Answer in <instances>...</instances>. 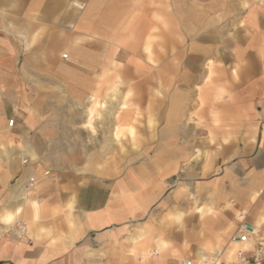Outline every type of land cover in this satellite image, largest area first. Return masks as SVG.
<instances>
[{"label":"crops","instance_id":"crops-1","mask_svg":"<svg viewBox=\"0 0 264 264\" xmlns=\"http://www.w3.org/2000/svg\"><path fill=\"white\" fill-rule=\"evenodd\" d=\"M78 1L85 5L81 10L70 5L72 0H0V133L9 130L16 149L22 150L21 158L13 160L0 150V264H179L183 258L193 264L205 259L220 264L232 260L234 253L230 259L226 253L231 247L233 230L228 218L233 211L224 203L215 208L216 217L208 219L202 234L195 217L189 220V229L163 232L160 237L167 248L158 256L153 253L158 237L141 230L153 227L147 216L166 193L167 180L183 175L185 162L192 163L191 172L199 177L194 155L162 152L145 156L142 164L123 167L100 153L103 140L91 137L87 129L90 137L83 142L92 143L87 153L69 144L61 154L57 142L77 140L73 135L56 138L54 122L60 115L75 119L86 115L92 96L103 100L105 84L111 81L103 75L105 45L113 47L117 42L119 51L135 52L144 45L151 56V40L146 38L154 34L151 29L157 24L167 48L165 37L174 35L175 50L182 53L190 43L184 46L185 36L200 34L202 39L194 40L200 58L191 75L184 74V57L180 60L184 69L176 74L153 75L151 64L144 62L149 73L129 77V103L121 112L122 124L132 125L138 114L158 116L155 129L165 132L161 142L178 146L183 145L179 142H200L180 138L179 132L205 130L196 117L206 116L207 130L217 136L208 141L222 142V149L219 156L209 157L205 173L221 172L219 178L231 180V166L219 164L238 159L242 174L252 163L254 186L245 193V186H240L234 208L264 228V0ZM120 17L131 20V26H111ZM220 30L222 41L215 38ZM64 51L66 59L61 57ZM208 60L213 62V76L207 84V103L200 108L194 90L198 85L206 87L203 68ZM171 64L161 58L159 70ZM184 96V104L171 105V99ZM62 99L65 104L58 107L55 100ZM10 119L12 128L7 126ZM71 127L63 131L73 133ZM81 130L85 131L83 124ZM141 130L151 127L144 122ZM23 160L27 163L22 164ZM30 175L35 178L33 189L20 202L13 201ZM17 222L23 226L20 236L12 230Z\"/></svg>","mask_w":264,"mask_h":264},{"label":"rangeland","instance_id":"rangeland-1","mask_svg":"<svg viewBox=\"0 0 264 264\" xmlns=\"http://www.w3.org/2000/svg\"><path fill=\"white\" fill-rule=\"evenodd\" d=\"M77 1L75 0V2ZM79 3L80 2L78 1L77 6H79ZM153 22L159 23L157 19L153 20ZM73 26L74 25H72V27ZM158 28L159 25L153 24L151 31L154 34L147 36L146 38L148 41L151 40L148 51V53L151 56H149L147 52L144 51L145 49L144 45L140 48L139 51L136 52L128 51V50L119 51V49L115 52L113 46L114 44L112 45L113 47H110L108 45L104 46L103 57L105 59V65H104L105 70L103 72H107L106 76H108L111 81L107 82L108 84H105L103 100L101 102L98 101L100 103V106H98L96 111L94 112L91 122V129L85 128V131L81 130L82 124L84 123L83 120L85 119V117L87 118V115L83 113L81 117H79L78 119H75V117L73 116L71 117L66 116V118H64L62 115L56 116L54 122V124L58 127L56 138L63 139L64 137H70L71 135H73L77 140V142H57L59 146H57L56 149L58 153L62 154L63 152L61 151H63L64 147L68 148L69 144H71L74 147H80L82 152L85 151L87 153V151H89L92 148L91 146L92 143L83 142V141L90 137V133L87 132V130H89L91 132V137L93 138L100 137L103 140V142H99L100 153L103 156L107 157L109 160L112 161L116 160L115 164H118L123 167L132 165L133 163H135V165L142 164L145 156L158 155L161 154L162 152L163 153L167 152L168 154H173V155L177 153L178 154L183 153L184 156H188L190 158L192 155H194V160L197 161L201 170L199 177H197L195 173L191 172L192 163L185 162L183 175L182 176L180 175L178 177L174 175L172 178H169L167 180L166 193L161 197L159 203L153 207L152 211L147 216L148 219L152 220L153 227L151 228L152 229L151 234L148 233L146 235L147 236L153 235L159 238L163 232L164 233L166 232V230L171 231L179 228H183L185 230L187 228L189 229L190 228L189 224L191 222L189 220H192L194 217L197 218V222H199V226H200L199 231H201L200 233L202 234V231L204 233L207 230L206 224L208 219L216 217V214L214 217L200 218L198 214H195L193 211L190 210L194 207V205L192 204L194 201H196V205H211L215 212H216L215 208L219 204L224 203L223 205L224 207L233 211V214L231 215L230 219L228 218V220L232 224L231 230H234L236 223L235 217L238 215V212L237 210H235L234 207L239 202L238 199L241 195L239 193L240 186L241 185L245 186L244 193L247 192L246 191L247 188L254 186L255 179L251 178L250 176L254 174L255 166H253L252 163H248V167L243 168L244 171L245 169H247V173L245 172L240 174L238 159L234 160L231 158V160L219 164L224 167L226 165L231 166L232 176H233L231 180L229 179L225 180L223 178H219L222 174L221 172L216 174L205 173V170L208 166L207 160L209 159V157L212 158V156H216V157L219 156L222 149L221 148L222 142H218L215 140L208 141V138H214L217 136L214 134V132L207 130L206 116L200 115L196 117V119L199 120L200 127L204 126L206 128L205 130L201 129L199 130V132L198 131L179 132L180 138L182 137L185 140L192 138H199L200 142H179V144H183V145H178V146H177V142H165V141L161 142V140H165V138L162 136V134H165V132H161L160 130L155 129L158 126V116L150 115L145 117L140 114L135 115L132 121L133 122L132 125H123L122 123L124 122V120L122 119L124 118H122V116L120 119L121 122L118 123L114 118L113 113L116 110L121 109L122 107L124 108L121 109L123 110L122 112H126L127 110L129 100L127 98L128 93L126 92L129 89L128 88L129 84L127 82L129 77L141 76L145 74V71H148L149 73L150 67L144 66V62H146L147 64H151L152 66L151 73L153 75L156 73L160 75V72L172 73V71L166 70L164 68L159 70L158 65L160 59L155 54L162 55L165 52V50H167L168 57H166L165 60L169 59L172 65L177 63L180 64L181 66L179 68V71H182L184 69L182 67V64L180 63V60L183 59L182 55L186 54L188 48H191L189 54H193V56H195V61H197L200 58L199 56L200 52H196L194 50V46L196 44L195 43L196 41L194 40L198 39L199 41V39L200 40L202 39L200 34H195L192 36V38H190L191 36H185L184 46H186L187 43L189 42L190 43L188 47L184 49V52L177 53L175 50L177 40L176 38H174V35L169 36V38L171 37L170 38L171 40L169 39L168 48H167L165 42L161 40V36L158 34ZM186 30L189 31L188 29ZM193 37L195 38L193 39ZM223 37L224 35L221 30L220 33H218L215 36V38L218 41L219 40L222 41ZM228 37L233 38L234 35H228ZM61 53H64L66 55L68 54V52L65 51ZM175 54L179 55L178 59H174ZM203 70L205 73L206 65H204ZM184 74H187L185 69H184ZM212 76H213V64H212ZM121 80L122 81L124 80L126 82L122 83ZM112 86H116L118 88V93L115 94L114 97L111 96L112 94L110 91ZM124 92L126 94H124L122 98V94ZM172 100L174 99H171V102ZM186 101L187 99H185V102ZM205 101L207 103V95L205 97ZM55 102H57L58 107H61L63 104H65L63 99L55 100ZM103 104L109 105V106L107 105L108 110H104L101 108V105ZM175 104L172 103L171 105L173 106ZM111 107L115 109L112 110ZM103 111L106 112L103 113ZM171 118H174V116L173 117L171 116ZM144 122H147L148 126L151 127V130H147V131L141 130V128L144 127ZM96 123H98L99 125L98 130L96 129L97 131L94 130V128L97 126ZM119 124L120 126H118ZM70 125L72 126L71 128L73 130L72 131L73 133H68V132L65 133V131H63V128L64 127L70 128ZM79 125H81V127ZM172 133H173L172 139L174 141L176 139L175 138L176 133L175 132ZM116 135L118 137L117 138L118 141L115 140ZM16 148H17L16 142H14L13 139L12 144L6 145L5 150L4 151L1 150V151L2 154L4 153L3 156L9 160L10 159L13 160L14 158L20 159L22 150H17ZM250 197L251 196L248 194L249 200ZM15 200L17 201V198L14 196L13 201ZM232 202L235 205H233ZM178 216L180 217V220L177 222L175 219ZM12 223L13 221L9 222L8 227H10ZM185 230L183 231V233H185ZM158 238L155 240V242H158L159 240ZM165 245H166L165 246L166 249L167 243ZM157 248L158 245H156V248L153 249V253H155L157 256L165 251V249L163 251H158Z\"/></svg>","mask_w":264,"mask_h":264},{"label":"bare ground","instance_id":"bare-ground-1","mask_svg":"<svg viewBox=\"0 0 264 264\" xmlns=\"http://www.w3.org/2000/svg\"><path fill=\"white\" fill-rule=\"evenodd\" d=\"M77 1V0H76ZM78 2V1H77ZM77 2H75V0H72V2H71V6L72 7H75V8H77V9H79L80 7L82 8V3H79V6H77ZM83 6H85V5H83ZM81 8H80V10H81ZM84 8V7H83ZM82 8V9H83ZM180 18L181 19H184L185 17L184 16H180ZM180 19V20H181ZM117 21H115L114 22V25H112V26H115V27H120V26H122V27H124V28H129L131 25H130V22H131V20H128V19H122V17H120V19H116ZM111 22V21H110ZM105 23H107V22H105ZM162 24H164V23H162ZM210 26V25H209ZM21 35V34H20ZM20 35H18L19 37H20ZM165 37V36H164ZM26 38V37H25ZM171 38V37H170ZM169 36L168 37H165V39L167 40L166 42H169ZM171 40V39H170ZM23 42V41H22ZM24 44V43H23ZM114 45V51L116 52L120 47H119V44L117 43V42H115V43H113ZM191 50V48H188L187 49V51H186V54H183L182 55V58H184V56H185V58H186V61H187V63H186V68L185 69H189V70H186V73H187V75L188 74H190L191 75V73H192V69H193V65H194V63H195V56H193V54H189L190 51ZM113 51V50H112ZM63 54L64 53H61V57L63 56ZM111 55V54H110ZM157 57H159V59H163V60H165V58L166 57H168L167 55V50H165V52L161 55H157V54H155ZM112 56V55H111ZM179 58V55H176L175 54V57H174V59H178ZM212 61L211 60H208L207 62H206V75H205V78H204V83H205V85H206V87H199V85H198V87L196 86V89H195V92H196V99H195V102L199 105V107L201 108V107H204L205 106V104H206V101H205V97H206V95H208V90H207V87H208V85L207 84H210L211 83V79H212ZM180 64H171V66L170 65H168V66H166V67H164V69H166V70H170V71H172V72H174V73H177L178 71H179V68H180ZM105 70V69H104ZM106 73L107 72H103V75L104 76H106ZM108 84V83H107ZM110 89V88H109ZM207 90V91H206ZM110 91H111V96H115V94H117L118 93V88L116 87V86H112L111 87V89H110ZM109 97H110V95H109ZM112 98V97H111ZM183 99H175L174 98V100H172V102H171V104L173 103V104H175L176 102H178L179 104L180 103H185V97H182ZM107 100V99H106ZM89 101H90V106H88V107H86V115H87V118H86V120L84 121V123H83V127L84 128H87V129H91V122H92V118H93V115H94V112L96 111V109H97V107L98 106H100V103L98 102V100H96V98H94L93 96L92 97H90V99H89ZM108 105V104H107ZM107 105H105V104H103V105H101V108L102 109H104V110H108V106L110 105V103H109V105L107 106ZM117 108V107H116ZM111 109H113V107H111ZM121 109H124L123 107L121 108ZM121 109H118L117 110V112H115L114 113V118L116 119V121H117V123L118 122H121V112L123 111V110H121ZM106 111H103V113H105ZM109 114V113H108ZM105 115V114H104ZM103 116V115H102ZM101 117V116H100ZM102 118H104V117H102ZM106 119V118H105ZM189 119H191V117L189 118ZM106 123V122H105ZM105 126V125H104ZM118 126H120V124L118 125ZM113 127V126H112ZM102 133V132H101ZM89 136V135H88ZM118 137H117V135H116V137H115V140L116 141H118V139H117ZM89 141V140H88ZM12 142H13V136L11 135V133H9V130H7V131H4V132H1L0 133V150H2V151H4L5 150V146L6 145H9V144H12ZM111 147V146H110ZM10 150H11V148H10ZM4 154V153H3ZM28 154H29V151H28ZM32 156H33V154H32ZM21 192V191H20ZM20 192H18L16 195H15V197L17 198V202H20L21 201V193ZM255 196L256 195H253L252 196V200H254L255 199ZM23 200V199H22ZM193 205H194V207L192 208V209H190L191 211H193L195 214H198L199 216H200V218H206V217H214L215 216V214H216V212L214 211V209L212 208V206L211 205H196V201H194L193 203H192ZM213 204V203H212ZM232 204H233V202H232ZM233 205H235V204H233ZM78 213V212H77ZM239 215V214H238ZM238 215L235 217V221H236V218L238 217ZM177 222L180 220V217L178 216V217H176V219H175ZM257 226H260L259 224H256ZM142 230V232L144 233V234H151V232H152V229H151V227L150 226H145V227H143V229H141ZM159 240H158V248H157V250L158 251H163L164 249H165V242L163 241V239L161 238V237H159L158 238ZM151 242V241H150ZM228 245L230 246L231 245V247H229V249H228V251H227V253H226V255H227V257L229 258L233 253L235 254V252L237 251V249L238 248H240L241 246L240 245H237V244H235V243H228ZM235 251V252H234ZM234 254L232 255L233 256V258H232V260H230V261H224V262H232L233 260H234ZM230 259V258H229ZM224 260V259H223ZM201 264H214L213 263V261L212 260H209V259H205L204 260V262L203 263H201ZM219 264V263H218Z\"/></svg>","mask_w":264,"mask_h":264},{"label":"built area","instance_id":"built-area-1","mask_svg":"<svg viewBox=\"0 0 264 264\" xmlns=\"http://www.w3.org/2000/svg\"><path fill=\"white\" fill-rule=\"evenodd\" d=\"M84 6L82 5V8ZM81 8V7H80ZM79 8V10H80ZM81 8V9H82ZM63 59L67 58L66 54H63ZM14 120L7 121V126L12 128ZM27 161L23 160L22 164H26ZM47 175V172L44 173ZM35 184V178L30 175L27 178L25 185L21 190V198L24 199L28 193L33 189ZM21 223L17 222L12 226V230L20 236L22 231ZM230 243H235L241 247L237 249L234 254V260L232 262H220V264H263L264 263V228L262 225L257 226L247 220L246 214H239L236 218L235 228L230 236ZM248 255V258H247ZM179 264H193L189 258H183L179 261Z\"/></svg>","mask_w":264,"mask_h":264},{"label":"snow or ice","instance_id":"snow-or-ice-1","mask_svg":"<svg viewBox=\"0 0 264 264\" xmlns=\"http://www.w3.org/2000/svg\"><path fill=\"white\" fill-rule=\"evenodd\" d=\"M9 219H11V217H9Z\"/></svg>","mask_w":264,"mask_h":264}]
</instances>
